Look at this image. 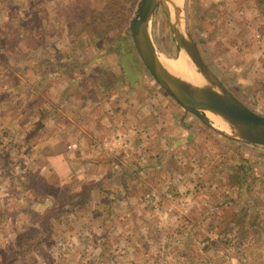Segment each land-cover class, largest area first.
I'll return each mask as SVG.
<instances>
[{"label": "rangeland", "instance_id": "rangeland-1", "mask_svg": "<svg viewBox=\"0 0 264 264\" xmlns=\"http://www.w3.org/2000/svg\"><path fill=\"white\" fill-rule=\"evenodd\" d=\"M35 1L30 0V2ZM57 1L61 3V13L58 15L56 12H50L49 17L55 20L64 16L61 22L67 18L68 21L60 29H57V26L51 27L54 23L46 26L45 31L51 35L45 37L46 34H41L42 30L38 28V26L40 27V18L42 20L44 14L39 13L36 17L35 15L38 13L36 10V13L34 11L29 13L30 18L27 24L30 27V35L27 34L23 45L31 53V58L27 61L30 67H34L37 60L41 62L38 64L37 61L36 67L38 65L41 68L46 67L44 55L46 57L48 55L56 56V61L64 60L63 63H65L84 48L86 51L92 50L93 45L88 48V43L92 42L88 33L90 28H93L94 46L96 49L98 46L103 47L102 50H100L101 47L96 50V53L100 51L98 55H102L105 48H110V45H114V49L119 51L117 44L121 43V46L126 48L127 44L131 43L134 56L133 59L125 57L127 60L123 75L119 72L113 59L106 56L100 57L99 67H107L108 70H112L113 75L109 72L111 79L114 83L118 80V87L113 89L114 95L122 94L120 90H123L129 96L137 95L142 98L147 94L157 95L156 90L163 89L141 60L132 41L130 24L139 0ZM50 2L52 3V0ZM182 3L185 25L206 63L234 95L253 110L264 114V39L251 38L250 44H245L246 38L240 39L243 37V33L250 30L247 26L249 25L247 17H250L252 13L243 14L247 0H182ZM39 7L50 9L49 6L40 5ZM241 8L243 9L240 14L242 22L238 23L240 20H236V13ZM262 14L264 11L261 14L258 13L261 16ZM259 19V17L251 19V23L256 20L260 21ZM108 20H110L109 23ZM43 22V25L48 23L45 19L42 20ZM235 24L240 29L239 33L234 29ZM149 31L157 51L161 55L178 58L183 53L184 49L176 42L162 2L158 3L152 15ZM55 32L59 36L67 35L68 37L63 39L68 40L62 42L58 38V42L54 45L55 42L51 39L54 38ZM237 35L238 39H236ZM122 39L126 40V43ZM13 40L16 41L15 37L10 43H13ZM35 47L37 50L34 51ZM257 48H260L261 51L258 52ZM106 54H112L109 56L114 57L112 52H106ZM257 54H260L257 61L259 66L255 67L251 63L256 62L252 60ZM0 69L2 70L1 67ZM107 73L104 70L102 75ZM119 75L120 77L117 79L116 77ZM39 78V80L26 79L22 83H18L11 76H4L0 79V199L4 198L0 207L4 206L5 210V213L0 215V236L3 238V240L0 238V241L7 246L10 245V242L8 237L4 238L3 236L11 229H17L21 221L19 214L15 212L17 208L11 209L7 205L8 198L14 196L13 200L16 199L15 197L24 199L27 195L33 196L31 190H38V188L46 186V182H43V177L48 174L46 167L42 170L40 168V178L38 174H34V169H37L41 164L43 161L41 155L47 153L46 149L49 148L46 140H51L52 136L50 138L47 136L45 140L46 134H53V129H49V127L51 124L55 127L54 119H60L64 115L61 110H58L56 103H52L51 100L50 82L54 81L53 77L47 74L43 78ZM82 78H84L83 75L69 77L67 82L69 88L77 85L76 79ZM11 79L16 83L14 86L7 82ZM43 79L47 80L46 85L41 82ZM68 86L63 88L67 87L68 89ZM73 125V122L66 125L63 123L61 128L60 126L58 128L68 137ZM53 126L52 128H54ZM209 131L208 128L198 129L199 138L191 140L187 145L173 142V147L179 145L181 149H176L169 155L170 161L166 165H170L172 170L169 168L168 172L164 173H170L174 178H177L176 182H182L181 186L174 182L177 186L176 191L181 190L180 188L189 189V192L194 189L191 193L195 197L193 200L196 202V208L190 206L186 210L189 212L188 217L192 219L204 215L205 218L200 220L199 224L206 231L210 230L206 223L212 225L214 219L216 221L222 219L221 221L224 223L219 224L221 229L227 228L228 223H232L231 225L235 226L236 231L238 230L232 239L225 235L221 238L218 237L216 241L206 242L204 246L205 240L201 235H192L191 231L187 229L185 233L177 231L189 221L186 219L187 217L180 215L176 217L177 219L173 218L172 220L159 218V222H157L155 218L157 214H154L155 217H151L149 214L147 218L141 220L143 215L136 212L138 207L135 209L133 204L134 210L131 215H125L119 221H124L126 227L131 231L118 234L113 231L114 229H110L112 234L110 233V237L106 238L105 242L111 249L110 251H103L101 254V252H93L88 247V250H85V246L82 245L77 250L73 246V239L76 237H70V234L73 235V233L69 231L68 227L71 220L70 205L67 204L60 209L61 204L56 203L52 206L53 204L48 203L49 206L44 214L45 217L53 219L52 231L55 236L53 241L42 243L45 245L46 262L52 264L51 258L59 257L60 260H65V264H80L83 260L84 264H102L98 262V258L102 257L103 262L108 261L109 264H264V233L242 228L248 225L244 224V221L249 224L253 223V220L249 219L250 216L255 219H264V145L250 144L251 142L238 139L237 147H230L228 138L223 140L224 136L228 135L219 132L221 137V141H219L217 138H211L205 134ZM198 136L196 135V137ZM232 139L235 138L232 137ZM53 141L57 142L52 137L50 143ZM73 142L76 146H70ZM72 143L68 146L76 149L77 141H72ZM54 160L58 162L59 156ZM85 160L86 158L83 159L79 155H73L68 159V164L85 165L87 162ZM190 163L198 164L200 168L196 169L195 165L191 167ZM48 189L52 190V188ZM42 204L43 202L36 208L40 207L41 209ZM143 207L146 208L147 205ZM143 207L141 208L143 209ZM31 210L27 215L28 221L33 225H38V219L41 216L40 214L35 215V211L31 212ZM227 220L229 221L226 222ZM193 222H195L193 219L190 220L191 224ZM191 224H189L191 227H195V224ZM215 224L217 225V223ZM256 225L259 226L258 223ZM73 230L75 233L76 230ZM82 240L85 239L82 238ZM213 242L219 245L221 242L223 249L214 252ZM85 243L86 241L83 242V244ZM35 245L34 243L32 246ZM204 247L206 249L203 250ZM35 249L36 247H33V250ZM226 249H229V256ZM30 253L37 260V252L30 251ZM198 256L200 257L197 258ZM60 263L57 262V264Z\"/></svg>", "mask_w": 264, "mask_h": 264}, {"label": "crops", "instance_id": "crops-1", "mask_svg": "<svg viewBox=\"0 0 264 264\" xmlns=\"http://www.w3.org/2000/svg\"><path fill=\"white\" fill-rule=\"evenodd\" d=\"M40 5L49 6L50 9L47 7L40 8ZM61 8V3L57 0H52V3L50 0H36L35 2H30V0H0V67L2 68V70L0 69V79L4 76H11L18 83H22L30 78L39 80V77L43 78L47 74L52 76L54 81H48L51 83V100L64 114L60 119H54L56 121L55 127L53 124L49 127V129H53V134L45 135V140L47 136L49 138L52 136L57 142L50 143L52 137L51 140H46L49 144V148L46 149L47 153L41 155L43 161L37 169H34V174H38L40 178L41 170L46 167L48 174L43 177L46 186H42L38 190H31L33 196L27 195L24 199L15 197L17 200L21 198L18 201L13 200L14 196L8 198L7 205L11 209L17 208L15 212L19 214L21 221L17 229H11L9 233H5L3 236L4 238L8 237L10 245H4L0 241V264H50L46 262L45 245H42L44 242L53 241L55 236L52 231L53 219L45 217L44 214L49 206L48 203L53 204L52 206L59 203L61 204L60 209L67 204L70 205L71 220L68 227L69 231L73 233V235L70 234V237H76L73 239V246L77 250L82 245L85 246V250H88V247L93 252H101V254L103 251H110L111 249L105 243L112 234L110 229H114L113 231L118 234L131 231L126 227L124 221H119L125 215H131L134 210L133 204L135 209L138 207L136 212L143 215L141 220L147 218L149 214L151 217H155L157 214L155 217L157 222H159V218L172 220L180 215L187 217L186 219L189 221L177 231L185 233L187 229L191 231L192 235H201L205 240L204 246L206 242L216 241L221 236L228 235L232 239L238 230L236 231L235 226L231 225L232 223H228L227 228L221 229L219 224L224 223L221 221L222 219L219 221L214 219L212 225L206 223L209 227L208 230L210 229L206 231L199 224V221L205 218L204 215L199 218L196 216L192 218L195 221L193 222L195 227H191L189 224H191L190 220L192 219L188 217L189 212L186 210L190 206L196 208V202L193 200L195 197L191 193L194 189L190 192L189 189L184 190L182 188L176 191L177 186L174 182L177 181V178H174L170 173H164L168 172L169 168L172 170L170 165H166L170 161L169 155L176 149H181L179 145L173 147V142H181L182 145L184 143L190 144L191 140L199 138L198 129L200 128L210 129L205 134L221 141L220 133L217 130L205 123L196 114L183 108L164 89H162L163 91L156 90L157 95L147 94L142 98L137 95L129 96L123 90H120L122 94L116 92L117 95H114L113 89L118 87L117 79L120 75L116 77L117 82L114 83L111 79L113 71L98 65L101 63V58L106 56L113 59L121 75L124 74L125 68L121 62V53L114 49V45L105 48L104 53L98 55L100 51L96 53V50L101 46L96 49L91 39L92 42L88 43V48L93 45L92 50L86 51L84 48L65 63L56 61V56L46 54L48 57L43 56L47 63H45L44 69L39 65L36 67L37 61L38 64L41 62L39 60L34 63V67L29 66L27 61L31 58V53L23 45L27 34L30 35V27L27 24L30 18L29 13L36 10L38 12H35L36 17L39 13L44 14L42 20L45 19L48 23L43 25L44 22L42 23L40 18L41 22H39L40 27L38 26V28L42 30L41 34H46V37L51 34L47 33L44 28L54 23L51 27L57 26V29H60L68 21L67 18L61 22L64 16L55 20L49 17L50 12H56L59 15ZM243 9V14L252 13V15L247 17L249 23L247 26L250 30L243 33V37L240 39L246 38L245 44H250L251 38L264 39V14L258 15L264 11V0H247ZM243 9L241 8L236 13V20L242 18L240 14ZM256 17H259L260 21L256 20L251 23V19ZM241 22L242 20L238 21V23ZM234 29L236 32H240L237 24H235ZM57 32L53 34L54 38L51 39L55 42L54 45L58 42V38L62 42L68 40L63 39L68 37L67 35L59 36ZM38 33L40 35V32ZM13 37L16 39V49H13L14 40L13 43H10ZM237 37L238 35L236 39H238ZM122 41L126 43V40L122 39ZM36 47L33 48L34 51L37 50ZM102 49L103 47L100 50ZM257 51L259 52L261 49L257 48ZM106 52H112L114 57L109 56L112 54H106ZM259 55L257 54L252 60L256 61L251 63L252 66H259L257 64ZM104 70L108 73L102 75ZM21 73L22 75H20ZM77 75H83L84 78L76 79L77 85L69 88L68 78ZM7 82L12 86L16 84L12 79ZM41 82L47 84V80L43 79ZM65 86H68V89L67 87L64 89ZM71 122H73L74 127L67 137L60 128L63 123L66 125ZM59 126L60 128H58ZM227 138L229 146L236 148L239 140L228 136H224L223 140L225 141ZM72 141H77L78 147L76 149L68 146ZM73 155L86 158V164H68V159ZM58 156L59 161L57 162L54 159ZM189 165L191 167L195 165L196 169L200 168L198 164L190 163ZM176 183L178 186L182 185L180 184L182 182ZM193 184L195 185V182ZM37 185L39 187L38 183ZM48 188H52V190ZM75 197L77 199H74ZM2 200L4 198L0 199V204H3ZM41 202H43L41 209L40 207L37 209L36 207ZM145 205H147L146 208L143 207ZM141 207L146 210L143 211ZM31 209L35 211V215L40 214L41 216L38 219V225H33L28 221L27 215ZM249 219L253 220V223L249 224L244 221V224L248 225L242 228L264 233V219H255L251 216ZM73 229L76 230L75 233ZM211 236L214 239H211L213 238ZM0 238L2 237L0 236ZM82 238L85 239V244H83ZM34 243L36 245L32 246ZM212 246L214 252L223 249L221 242L220 245L213 242ZM33 247L36 249L33 250ZM204 249L206 248L204 247ZM30 251L37 252V260L32 257ZM226 251H228L227 255L229 256V249ZM228 256L226 257L228 258ZM58 259L59 257L57 259L52 257V264H57V262L65 264L64 259ZM98 260L99 263L109 264L108 261L103 262L102 257H99ZM80 264H84V260Z\"/></svg>", "mask_w": 264, "mask_h": 264}, {"label": "water", "instance_id": "water-1", "mask_svg": "<svg viewBox=\"0 0 264 264\" xmlns=\"http://www.w3.org/2000/svg\"><path fill=\"white\" fill-rule=\"evenodd\" d=\"M159 2H162L165 11L168 10L163 0H139L130 24L134 47L154 79L183 108L199 116L218 132L246 142L264 145V114L247 106L225 86L204 60L187 27L188 38L181 39L178 38V31L169 21L178 46L184 49L197 71L218 90L211 87L191 88L179 77L169 72L159 60L157 55L159 52L149 31L150 20ZM207 110L225 118L236 128V131L228 132L213 125L206 113Z\"/></svg>", "mask_w": 264, "mask_h": 264}, {"label": "bare ground", "instance_id": "bare-ground-1", "mask_svg": "<svg viewBox=\"0 0 264 264\" xmlns=\"http://www.w3.org/2000/svg\"><path fill=\"white\" fill-rule=\"evenodd\" d=\"M165 6L168 7L166 13L172 26L178 31V38L187 39L188 35L185 26L184 10L182 7V0H163ZM178 58H168L158 53V58L169 72L179 77L184 83L191 88L197 89L201 87H211L218 90L216 86L210 84L203 75L197 71L193 62L189 59L188 55L182 50ZM207 115L211 118L213 125L226 130L228 132H235L236 128L229 123L225 118L210 110L206 111Z\"/></svg>", "mask_w": 264, "mask_h": 264}, {"label": "trees", "instance_id": "trees-1", "mask_svg": "<svg viewBox=\"0 0 264 264\" xmlns=\"http://www.w3.org/2000/svg\"><path fill=\"white\" fill-rule=\"evenodd\" d=\"M109 21H110V20H108V23H109ZM90 29H91V30H90V32H89L88 34H89L90 38L93 39V36H94V32H93V30H92L93 28H90ZM125 46H126V45H125ZM118 48H119V51H120L121 56H122L121 62H122V64H123V66H125V65H126V60H127V58H125V57H128L129 59H130V58L133 59V56H134L133 50H132V48H131V43H129V45L127 44V47H126V48H123V47L121 46V43H120V45L118 46ZM13 49H16L15 42L13 43ZM58 62L63 63L64 60H58ZM3 207H4V206H1V207H0V208H2V209L0 210V215H3V214L5 213V210H4ZM2 213H3V214H2Z\"/></svg>", "mask_w": 264, "mask_h": 264}, {"label": "built area", "instance_id": "built-area-1", "mask_svg": "<svg viewBox=\"0 0 264 264\" xmlns=\"http://www.w3.org/2000/svg\"><path fill=\"white\" fill-rule=\"evenodd\" d=\"M70 146H76L75 143L73 142Z\"/></svg>", "mask_w": 264, "mask_h": 264}]
</instances>
